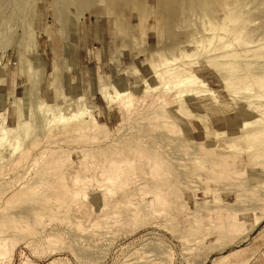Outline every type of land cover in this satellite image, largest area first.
<instances>
[{"label":"rangeland","instance_id":"1","mask_svg":"<svg viewBox=\"0 0 264 264\" xmlns=\"http://www.w3.org/2000/svg\"><path fill=\"white\" fill-rule=\"evenodd\" d=\"M0 183V264H264V0H0Z\"/></svg>","mask_w":264,"mask_h":264},{"label":"bare ground","instance_id":"2","mask_svg":"<svg viewBox=\"0 0 264 264\" xmlns=\"http://www.w3.org/2000/svg\"><path fill=\"white\" fill-rule=\"evenodd\" d=\"M168 67H170V65L168 66ZM185 75H186V72H185V70H183V69H181V70H179V71H175V72H173V73H169V75H168V79L166 78L165 79V81H166V83H165V85H167L169 82L172 84V83H176V85H180V86H182L184 83H186V79H187V77H185ZM178 94H176L177 95V98H188V96L189 97H195V96H203V95H207V92L206 91H203V92H200V93H198L197 92V90L196 89H193V88H189V86H184V87H182L180 90H178V92H177ZM116 101H117V105L118 106H121V107H124V108H126V109H128V110H131V108H132V106H133V98L131 97V95L129 94V93H127V92H121L119 95H117L116 96ZM166 104V103H165ZM120 115V114H119ZM72 117V116H71ZM71 119H70V117L69 118H67V117H63V116H58V118H57V125H56V128L55 129H57V130H59V133H62V134H64V136H65V134L66 133H68V132H71L72 130L74 131V132H76V134L77 135H79L80 136V139H79V142H81V143H85V144H90V143H93L95 140L94 139H89V138H87L86 136H83L84 135V131H81V129H82V127H83V125H81V124H74L75 122H72V120H74V119H72L71 121H70ZM92 121V120H91ZM93 122H95L94 120H93ZM30 129V128H29ZM25 132L26 133H24V137L27 139V141H28V146L26 147V151H25V153H26V155L27 154H29V151H30V149H32V148H35V147H37V145L39 144L38 143V139H39V135L37 134V133H35L34 135H29V130L28 129H26V127H25ZM117 131V130H116ZM54 136H57V134H55ZM75 141V140H74ZM69 142H72V140L71 141H69ZM77 142V141H76ZM66 143H67V140H66ZM73 143V142H72ZM174 143L171 141H169L168 143H167V147H168V149L170 148L169 146L170 145H173ZM34 150V149H33ZM42 151V150H41ZM171 151V150H170ZM44 152V150L41 152V154ZM54 153V151L52 150V151H50V153H49V155L48 156H46V157H44V159H43V165L40 167V169H39V171H36L35 172V174H34V177H39V175H42L40 178H38V181L39 182H41V181H44V180H46V176L47 175H49V173L47 174V175H44L43 174V171H45V170H49V171H51L52 172V170L53 169H55L54 168V165L52 164L53 162H51V163H48V161H49V159H51V155ZM67 152H65L64 154H66ZM63 155V154H62ZM64 156V155H63ZM87 156V155H86ZM25 158V157H24ZM28 165V164H27ZM48 171V172H49ZM115 171V170H114ZM5 183H7V182H5ZM105 184V183H104ZM31 187H30V186ZM82 185H84V184H82ZM36 187H37V184H35V185H31V184H28L27 186H23L22 188L24 189V190H26V192H27V194H28V196H33L34 195V191H35V189H36ZM79 189L80 190H82L83 189V187H79ZM9 187L5 184H1L0 183V202H1V200H2V198H3V196L5 195V194H7V193H9ZM21 193H22V191L20 190V191H18L16 194H13V195H11L7 200H6V204H8V203H10V201L11 200H14L13 201V204H15L14 206H13V208L11 209V210H9L8 211V214H9V212L11 211L12 212V214H13V216L15 217V216H18V215H20V213L19 212H17L16 211V209H14V207H18V208H21V209H25V210H27V212L26 213H24L25 215V219H29V220H33V219H35V218H38L39 216H42V213H41V209L39 210H37V211H31L32 209H33V205L31 204H27V203H25L24 201H23V197H21ZM10 194V193H9ZM9 194H7V195H9ZM37 197V196H36ZM16 198V199H15ZM23 198V199H22ZM35 197L33 196V198L32 199H34ZM40 198V197H39ZM31 199V198H30ZM78 199V198H77ZM29 200V199H28ZM27 200V201H28ZM46 201V200H45ZM69 201V200H68ZM71 205V204H70ZM10 206H8L7 208H9ZM40 207V206H39ZM4 208H6V207H4ZM10 209V208H9ZM30 209V210H29ZM43 210V209H42ZM66 210V209H65ZM67 210H68V208H67ZM77 210H76V208L75 207H72L71 206V214L73 215V214H75L76 215V212ZM1 212V211H0ZM3 213H5V212H2V214ZM6 214V213H5ZM0 215H1V213H0ZM9 216H10V214H9ZM23 216V217H24ZM20 217V216H19ZM11 218V217H10ZM23 219V218H22ZM21 219V220H22ZM0 220H2V218L0 219ZM11 220V219H10ZM20 220V221H21ZM11 221H13V220H11ZM18 222V221H17ZM3 224V223H2ZM75 224V223H74Z\"/></svg>","mask_w":264,"mask_h":264}]
</instances>
